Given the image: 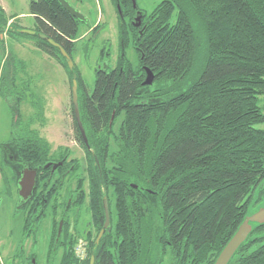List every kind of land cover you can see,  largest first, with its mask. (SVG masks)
<instances>
[{"label": "trees", "instance_id": "16d2710c", "mask_svg": "<svg viewBox=\"0 0 264 264\" xmlns=\"http://www.w3.org/2000/svg\"><path fill=\"white\" fill-rule=\"evenodd\" d=\"M113 2L120 5V52L114 68L95 69L92 87L74 60L76 37L88 21L74 17L58 0H30L29 12L39 24L26 26L17 18L10 23L16 34L32 37L65 65L71 83L77 73L80 115L95 151L91 153L77 126L87 150L89 189L80 190V199L75 196L74 230L71 204L68 208L66 198L60 203L58 184L46 175L42 182L51 183L47 199L38 195L35 202L25 200L17 208L25 213L26 225L29 218H43L49 207L60 212L44 264L48 257L55 262L58 253L57 264H79L74 244L84 235L75 226L81 224L86 204L95 226L91 234L99 232L105 221L104 195L110 228L83 264H89L92 254L94 264H161L168 246L175 264H213L255 198L264 200V127L259 125L264 121L259 104L264 94V0H161L149 13L144 10L142 27L131 21L132 0ZM13 16L0 4V32ZM38 32L68 51L73 69L59 47ZM129 44L137 63L127 56ZM146 67L155 73L150 84L143 83ZM16 68L11 52L0 91L15 90ZM15 97L11 100L19 116L23 96ZM17 122L18 117L15 126ZM25 136L20 138L30 141L32 135ZM46 150L26 141L19 153L29 160L38 155L43 163ZM2 174L12 193L8 176ZM14 176L18 190L15 171ZM228 264H264V222L253 223Z\"/></svg>", "mask_w": 264, "mask_h": 264}, {"label": "rangeland", "instance_id": "374dc122", "mask_svg": "<svg viewBox=\"0 0 264 264\" xmlns=\"http://www.w3.org/2000/svg\"><path fill=\"white\" fill-rule=\"evenodd\" d=\"M68 1L79 12H82L88 21L81 26L76 37L77 47L74 60L85 83L92 87L97 66L103 64L106 58H108V67L114 65L120 52L119 28L121 19L117 9L118 6L113 0ZM160 1L136 0L137 5L148 13ZM0 2L6 6L9 14L20 15L17 19L21 24L33 25L34 17L29 14L30 0H0ZM96 20L98 23L94 24ZM99 25L101 26L94 31ZM4 48L15 56L17 74L15 77V90L5 88L4 91H0V148L2 143L7 142L12 137L18 138L25 135L27 137V134H31V137L37 136L40 139L38 133L40 132L44 138L48 139L53 153L69 145L73 150V156L84 157L81 148L72 140V83L67 67L57 58L41 49H37L32 37L17 33L13 37H6L4 45H0V80L3 72L2 68L4 67L1 66L4 59ZM126 53L133 63H137L136 51L131 44L126 47ZM16 95H22L23 98L19 103L18 122L15 126L16 109L14 100L11 99H14ZM15 100H17L16 97ZM259 104L264 109V94L260 95ZM122 117L123 114L121 113L114 124L115 131H117ZM259 125L264 127V121ZM112 138L113 136H111V140ZM112 144L115 146L113 140ZM85 165H87L86 158L81 165L80 175H84L82 188L88 191V172ZM0 167H2L12 184V193H10L3 185V178L0 177V198H2L0 203V259L4 260L6 264H28L29 260L32 261L34 256L31 255L34 252L36 264H44L47 255H49L48 247L54 217L58 218L60 212H54L49 207L43 218L39 220L29 218L26 225L25 213L21 208H17L19 200L14 172L3 160L1 149ZM0 172L2 171L0 170ZM75 185V180H71V183L68 184L69 192L74 191ZM66 192L67 187L66 190L63 187L59 193L62 202L67 198ZM109 196L111 198V209L113 210L112 222H115L112 191ZM261 203H264V200L255 198L248 211H253ZM85 206L82 222L75 226L76 229L78 228L79 235L86 229V221L91 219L90 208L86 204ZM59 208L61 209L60 205ZM57 213L59 214L56 216ZM68 214L71 217V229H73L74 219L71 210ZM59 256L58 253L55 262H53V259L49 260L50 257H48V264H57ZM161 264H175L169 246Z\"/></svg>", "mask_w": 264, "mask_h": 264}, {"label": "flooded vegetation", "instance_id": "af4514ba", "mask_svg": "<svg viewBox=\"0 0 264 264\" xmlns=\"http://www.w3.org/2000/svg\"><path fill=\"white\" fill-rule=\"evenodd\" d=\"M132 6H133V2H132ZM133 8H134V13H133L131 21H134L133 18L135 17V15L137 13V10H140L143 13V16H142L141 24L138 25L137 27H142L143 22L145 21L144 20L145 12L138 5H137V7L133 6ZM12 20H14V17H10L9 18L8 24H7L9 27L7 26L3 30V32L2 31L0 32V38H2V44L3 45H4V40H5L6 37H9V36L13 37L14 35H16L15 31H13V29L10 27L11 26L10 23H11ZM33 22L36 25L39 24L35 20V18H34ZM21 28H23V27H21ZM25 28H29V27H25ZM3 50H4V59H3L2 63H1V66H4L2 68V70L4 72L6 70V68H7V63L10 60V53L11 52L7 51L5 48ZM107 61H108V58L105 59L106 67L103 65L104 62H103V64H100L97 67L106 71V70H110V69L114 68L116 66V64H117V59H116L115 64L108 67ZM79 107L81 109L80 105H79ZM76 123H77V121H76V117L74 115V110H73V105H72V120H71V124H72V126H71L72 127V140L74 141V143L78 147L81 148L84 157L73 156V150H72V148L69 145H66L64 148L60 149L58 152L53 153V151L51 150L50 143L48 142V139L44 138L40 134V132H38L40 139L37 136H33V137L30 138V141H28L25 138H20V136H19L18 138L12 137L9 140H7V142L1 144V148H0L1 149V156L3 157V160L12 168L13 172L15 171V174L16 173L18 174L17 183H18L19 178L21 177L22 170H23L25 164L30 163L31 167H33V168H35L37 170L36 183H35V186H34V191H33L32 195L30 197H28L27 199H22V201L23 200L24 201L25 200L34 201V200H36L38 195H41V196L44 197V199H47L46 198V194L48 192L46 191V189L50 188L51 183H53L55 181L58 184L59 193L61 192L63 187H65V190H66V187H67V192H66L67 193V196H66L67 198H66V203L65 204H67L68 208H69V205L71 204L70 210L72 212L76 211V209H75L76 208V204H74V203L77 200H76L75 196L78 195L77 199L81 198L80 197L81 196V191L80 190L82 189V187L84 185V175L83 174L80 175V169H81L82 163H84L85 158L87 160V150H86L84 144H82V142L80 141L79 133L77 132L78 123H77V125H76ZM80 132H81V130H80ZM81 136H82V138L84 140V137H83L82 133H81ZM26 141L28 143L30 142V146L33 145V144H35V145H43V147L47 149L46 150V157H45V160H44L43 163L41 162L40 156H38V155H35L33 157V159H31V160L26 159V158L22 157V155H20L19 150L21 151L22 145ZM84 142H85V140H84ZM85 144H86V142H85ZM88 148H90L89 150L91 151V153L95 152L90 146H88ZM82 158H83V160H81ZM47 162H49V165L45 166V164ZM54 163L57 164L55 167H53ZM85 166L87 167V165H85ZM83 167H84V165H83ZM0 169H1V167H0ZM47 169H49V173L46 172ZM87 171H88V167H87ZM45 175L47 176L46 178L53 179V181L51 183H49V184H45L44 185V183L42 181L44 180L43 176H45ZM71 180H73V181L75 180V182H76V185H75V188H74L73 192H69V189H68V184L71 183ZM65 184H66V186H65ZM18 199H19V194H18ZM74 199L76 201H74ZM58 200L60 201V203L62 202L60 200V198ZM52 208H53V205H52ZM85 228L86 229H84L82 233H83V235L86 238L84 236H82V238L87 240L88 249L93 248L95 246L98 247V245H100V240H101V238H102V236L104 235V232H105V230H104V232L99 236V234H100V232H101L103 227L99 230L98 233L93 232V234H91V232L95 230V226H94L92 220L90 219V220L86 221V227Z\"/></svg>", "mask_w": 264, "mask_h": 264}, {"label": "water", "instance_id": "95a60500", "mask_svg": "<svg viewBox=\"0 0 264 264\" xmlns=\"http://www.w3.org/2000/svg\"><path fill=\"white\" fill-rule=\"evenodd\" d=\"M68 11L71 12V14L79 18L81 20L87 21L86 16L82 13L79 12L68 0H58ZM133 6L137 7V2L136 0H132ZM119 10H120V5L119 3L117 4ZM142 16L143 13L140 10H137V13L134 17L133 24L135 26H138L141 24L142 21ZM21 31L27 32L30 34H34L36 32L35 29L33 28H21ZM39 36L42 38H45L48 40L50 43L53 45L59 47L60 52L63 54V56L66 57L67 63L69 68L73 69L74 68V60L71 57V55L68 53V51L55 39H53L50 36H47L43 32H38ZM106 67V64L104 62L103 64ZM146 76L143 80V83L145 84H150L153 82L155 73L152 71L150 68L146 67ZM71 95H72V104H73V110H74V115L76 117V121L78 123V126L81 130V133L84 137V140L86 144L89 146V141L88 137L86 134L85 127L83 125L81 115H80V107H79V93H78V80H77V73L73 72L72 75V84H71ZM18 116V111H15V120L17 119ZM49 162L45 164V166H48ZM57 164L54 163L53 167H55ZM36 174L37 170L33 167H31L30 163L25 164L21 177L18 180V194H19V201L18 203L20 204L22 202V199H27L30 197L34 191V186L36 183ZM264 181V180H263ZM134 186H137L136 184H133ZM2 198H0V203H1ZM24 201V200H23ZM104 208H105V221H104V226L99 234V236L104 232L106 228H110L111 224V217H110V209H109V204H108V199L107 196L104 195ZM258 222L262 223L264 222V203H261L255 208L253 211L247 213L243 221L239 224L238 228L236 231L233 233V235L230 237V239L227 241V243L224 245V247L220 250L219 254L217 255L215 261L213 264H228L238 247L241 245L242 242L247 238L249 233L251 232L253 228V223ZM62 226H63V218L59 222V227H58V232H57V237H56V242L58 241L61 231H62ZM95 261V254L91 255V259L89 264H94ZM32 264H36L35 258H32Z\"/></svg>", "mask_w": 264, "mask_h": 264}, {"label": "built area", "instance_id": "2783aa9c", "mask_svg": "<svg viewBox=\"0 0 264 264\" xmlns=\"http://www.w3.org/2000/svg\"><path fill=\"white\" fill-rule=\"evenodd\" d=\"M74 252L77 256L79 264H83L84 262H86L87 258H89V249L87 245V240L82 237L77 239V241L74 244Z\"/></svg>", "mask_w": 264, "mask_h": 264}, {"label": "crops", "instance_id": "0c3cea01", "mask_svg": "<svg viewBox=\"0 0 264 264\" xmlns=\"http://www.w3.org/2000/svg\"><path fill=\"white\" fill-rule=\"evenodd\" d=\"M0 4L4 7V9H5V11H6V13L8 14V15H11V14H9L8 13V11L6 10V6L2 3V2H0ZM29 14L30 15H32L30 12H29ZM14 16V18H17V17H19L20 15L19 14H13ZM33 16V15H32ZM98 23V21L96 20V22L94 23V24H97ZM34 44H35V42H34ZM35 46L37 47V49H40L36 44H35ZM1 170V169H0ZM2 171V170H1ZM2 174V172H0V177H2L3 178V174ZM3 181H4V179H3ZM3 185H5L4 183H3Z\"/></svg>", "mask_w": 264, "mask_h": 264}]
</instances>
